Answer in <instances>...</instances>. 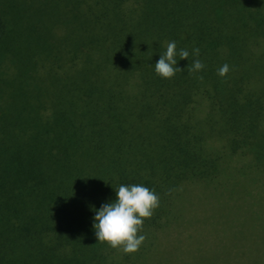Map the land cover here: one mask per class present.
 Masks as SVG:
<instances>
[{
  "label": "trees",
  "instance_id": "1",
  "mask_svg": "<svg viewBox=\"0 0 264 264\" xmlns=\"http://www.w3.org/2000/svg\"><path fill=\"white\" fill-rule=\"evenodd\" d=\"M127 183L159 198L130 254L92 229ZM194 190L264 210V0H0V264H206L171 229Z\"/></svg>",
  "mask_w": 264,
  "mask_h": 264
},
{
  "label": "rangeland",
  "instance_id": "2",
  "mask_svg": "<svg viewBox=\"0 0 264 264\" xmlns=\"http://www.w3.org/2000/svg\"><path fill=\"white\" fill-rule=\"evenodd\" d=\"M7 67L10 70L11 67ZM214 144L218 143L214 141ZM194 192L196 193H192L193 195L191 194L187 200L183 201L184 206L180 217L187 219V222L181 225L174 224L171 228L179 232L182 248L190 249L194 261L206 264H224L227 251L233 253L231 264L264 261V232L260 233L258 224L254 223L257 212L263 215L264 210L259 208V199L256 196L239 199L236 196H231L230 200L216 201L209 196L198 195L195 190ZM259 195L262 197L260 200L264 201V194ZM220 205L224 208L227 206L223 211L225 213H217L214 210L215 208L220 209ZM223 215H225V219L221 218ZM214 220H216L215 224H213ZM253 224L254 226H252ZM169 232L173 234V231ZM168 236V241H171L169 233ZM232 238L238 239L232 241ZM237 246L238 255L236 254ZM194 249L196 250L194 251ZM188 260L189 256H185L184 261Z\"/></svg>",
  "mask_w": 264,
  "mask_h": 264
},
{
  "label": "clouds",
  "instance_id": "3",
  "mask_svg": "<svg viewBox=\"0 0 264 264\" xmlns=\"http://www.w3.org/2000/svg\"><path fill=\"white\" fill-rule=\"evenodd\" d=\"M198 54L199 49L193 48V60L186 66L190 72H199L204 67L197 58ZM188 56L187 49H177L176 41L170 40L152 65L153 72L161 79H170L181 71L176 66L177 61ZM227 71L228 65L222 64L217 69V75L223 77ZM158 203L156 193L142 184H119L114 190V199L101 203L99 208L93 210L92 229L96 241L111 248H120L125 254L134 253L145 238L141 232L142 224L151 217Z\"/></svg>",
  "mask_w": 264,
  "mask_h": 264
}]
</instances>
